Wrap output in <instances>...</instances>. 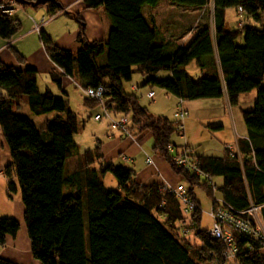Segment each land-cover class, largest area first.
<instances>
[{"label": "trees", "instance_id": "obj_1", "mask_svg": "<svg viewBox=\"0 0 264 264\" xmlns=\"http://www.w3.org/2000/svg\"><path fill=\"white\" fill-rule=\"evenodd\" d=\"M158 1L83 0L86 8L101 9L109 29L104 40L87 41L83 23L76 18L73 54L41 32L38 37L53 66L49 79L57 88L61 76L81 89L101 86L111 118L125 117L124 127L131 136L149 132L152 153L180 176L193 204L186 217L169 192L156 184L140 185L133 170L123 164L103 162L98 141L78 153L72 137L79 127L67 101L48 91L40 93L31 67L15 68L0 61V133L10 156L3 175L9 192L19 190L31 258L38 264H221L223 244L206 228H198L199 205L193 193L199 187L210 198L211 190L203 178L173 165L172 153L165 147L175 134V120L149 113L133 93L123 90L121 81L134 73L145 76L141 85L163 89L177 100L217 98L223 92L234 106L239 95L254 92L251 109L239 110L246 139L237 140L238 152L203 156L188 146L197 169L220 177L214 184L218 197L236 212L243 211L248 201L258 206L264 227V0H210L211 27H195L190 39L174 48L168 41H158L157 30L143 13V6L153 7ZM166 1L194 9L207 3ZM45 3L49 14L60 9L53 0ZM236 7L243 24L225 28L224 10L235 12ZM17 31L12 15L0 11V38L10 41ZM8 47L23 63L24 58ZM191 60L202 72L197 80L183 69ZM158 71L169 76L155 79ZM19 96L27 98L31 114H51L42 127L18 112ZM82 102L95 105L99 112L94 100L82 97ZM178 146L173 144V150ZM73 157L78 167L66 170ZM106 173L116 189L104 187L101 178ZM19 227L15 218L0 216V246ZM232 244L234 264H264V254L251 238L232 232ZM0 264L17 263L0 257Z\"/></svg>", "mask_w": 264, "mask_h": 264}, {"label": "crops", "instance_id": "obj_2", "mask_svg": "<svg viewBox=\"0 0 264 264\" xmlns=\"http://www.w3.org/2000/svg\"><path fill=\"white\" fill-rule=\"evenodd\" d=\"M24 1L28 2L27 0ZM53 1H55L60 6V9L54 13L52 18L48 19L40 27L39 32L46 35L55 46L67 50L72 54L76 51V18H79L83 23V35L87 41L104 40L109 29V23L100 8H86L83 0ZM157 3L154 6H156ZM145 7L146 6H143L142 8ZM45 14L49 15L47 3L37 4L35 6H31L30 4L22 5L18 3V6L15 8L12 14V17L17 21L18 31L10 41L0 38V61L7 66H13L15 68L31 67L35 71V85L40 93L43 91H48L55 97L65 99L69 109L75 115L77 126L79 127L75 133L77 134L84 128L83 120L79 121V117H77L74 109L70 106L71 101L76 104L79 103L77 97L75 96L77 88H75L71 79L65 76H61L60 86L58 88L53 82L50 81L49 73L53 68L52 63L47 58L44 49L39 42L38 33L31 31L32 21L38 22L40 18L45 17ZM152 24L157 30L156 36L158 41H168L171 45V48H174L177 45H183L190 39L191 35L188 33L189 31H186V29L183 30L186 32L181 38L178 35L177 37H174L175 35L168 37V35L165 36L162 35V33L160 34V31L154 24V20ZM225 28L227 27L225 26ZM9 45L24 58L23 63H19L16 60L14 54L8 47ZM183 69L187 77L192 80H197V78L202 73L197 69L194 60L188 62V64L185 65ZM167 76H169L168 72H162L159 77H157L155 74L153 75L155 79L165 78ZM143 77L145 78V76ZM131 80L129 79L128 82L121 81L123 90L130 92L139 91L137 85H134ZM147 87L148 88L143 92L142 96L148 100H151L155 94L151 89L152 87ZM148 90L153 92L152 98H147L145 96V93ZM160 91L162 92L164 99H167L168 101L170 100L171 108L169 113L157 115H162L167 118L170 115L171 119L172 113L176 107L177 98L167 93L163 89H160ZM0 92H2L1 89ZM253 99L254 92L253 94H248L247 96L243 97L239 95L237 104L230 106L226 101L224 93L222 92V95L217 98L181 100V105L186 112V119L192 118L194 121H203L206 123L205 126L213 129L214 132L223 131L221 119L226 116L229 121V126L226 128L227 134L225 137L224 134H222L223 136L220 140V145H233V151L238 152L237 140L246 139V131L241 120L239 110H250ZM16 100L20 102V106L21 104H27V98L25 96H19ZM81 103L84 106V108L82 106L81 107L83 111H85L84 114L86 117L90 119L92 123L98 122V125L88 135L87 140L85 138V143H81L79 141L82 137L80 139H75V134L73 135L72 140L76 146L77 152L92 147L94 143L98 141L100 143V152L102 156L101 160L103 162H110L113 164H124L126 167L132 169L134 172V180L140 185H160L164 183L173 186L181 183L180 176L175 174L160 156L152 153L150 147L148 149L146 146L148 141L150 142V134L148 131H141L136 136H134L133 139L123 136L115 129H109L107 126V120L105 121L103 118L98 120L92 119V116L98 113V109L95 105L86 104L84 102ZM87 107L89 109H87ZM92 109L93 111L91 112ZM185 118L182 120V130L183 121ZM44 120L45 118L41 123H39L38 127H42ZM100 120H104L105 122H101ZM175 135L178 134L175 133ZM178 136L181 137L180 135ZM183 142L186 143L185 141ZM170 143L172 145L174 144L172 141H170ZM174 145H180V143ZM191 147L193 148L195 155L221 157L225 153L223 149L219 151L218 155L202 153V149L198 148L195 150V146ZM146 156H148L151 160V164L149 165L145 164ZM123 158H125V160ZM9 162L10 156L8 147L0 133V182H4L5 186H7V179L3 175V167ZM214 178H218L220 183V177ZM16 237V234L14 236L6 237L5 245L1 246L0 248V257L11 260L17 264H38L36 260L31 258L29 242L27 243V241H24L22 245L16 244Z\"/></svg>", "mask_w": 264, "mask_h": 264}, {"label": "rangeland", "instance_id": "obj_3", "mask_svg": "<svg viewBox=\"0 0 264 264\" xmlns=\"http://www.w3.org/2000/svg\"><path fill=\"white\" fill-rule=\"evenodd\" d=\"M143 11L146 19H150L151 22H153L154 20V24L160 31V34L162 33V35L165 36L168 35V37L174 35H175L174 37H177L178 35L181 38L186 31H189L188 33L190 34L195 27L199 28L203 25H208L209 27H211L210 0H207V3L204 6L199 7L197 9H190L188 7L177 5L175 3H170L169 1L166 0H160L156 6L145 7L143 8ZM44 16L47 17V14H45ZM234 18H235V14L232 8H227L224 10V25L228 29H234V27H240L236 25ZM241 21H243L242 18ZM185 29L186 31L184 32L183 30ZM162 72L164 71H158L155 73V75L159 77L162 74ZM144 79L145 78L142 75H139V73L132 74L130 80L132 83H134V85H137L139 91L137 92H130L126 90L125 91L127 93H133L137 97L138 104L142 107H145L149 113L153 115L169 113V110L171 108L170 100L168 101L167 99L163 98V94L159 88L157 87L151 88L155 94L151 100H148L142 96L143 92L148 88L145 85L141 86L142 81ZM248 94H253V91L243 93V95L241 94V96L242 97L247 96ZM75 96L77 97L79 103L76 104L71 101L70 106L74 109L77 117H79V121L83 120L84 128L82 131H79V133L75 134L74 136L75 139H80L82 137L79 141L81 143H85L84 142L85 138L87 140L88 135L91 133V131L95 129V127L98 125V122H96L97 124L92 123V121H90V119H88L84 114L85 111H83L82 109V107L84 108V106L81 103L82 96L80 95L79 90L76 91ZM87 109L89 108L87 107ZM92 111L93 109L91 110V112ZM18 112L23 115H28L36 126H38L39 123H41L44 118L46 119L50 118V114L48 113L46 115L42 114L37 116L31 114V111L27 104H21ZM101 118H103L105 121L107 120L104 117ZM168 118L170 119V115L168 116ZM104 120H100V121L105 122ZM221 122L223 124V131L214 132L213 129L206 127L205 126L206 123L203 121H194V119L192 118H187V119L185 118V120L183 121V130L181 133V137L184 139L173 133V135H171L170 137V141L174 142V144H178V143L182 144L184 143L183 141H185L188 145L193 147L195 146L194 147L195 150L198 148L202 149L203 150L202 153H211L214 155H218L219 151L222 149V145H220V140L223 136L222 134H224L225 137V135L227 134L226 128L229 126L228 124L229 121L226 116H224V118L221 119ZM107 126H108V121H107ZM115 130L119 132L117 129ZM146 146L149 149L150 147L149 141ZM76 156H78V154ZM76 167H78V162L77 159L73 157L68 161L66 165V170L75 169ZM101 180L105 188L113 189V190L116 189L115 181L109 173H106L101 178ZM212 180L215 185L219 184L218 178H212ZM65 192H66L65 188H63L62 193ZM193 193L199 205L198 228L199 229L208 228L211 224V220L207 215V211L210 206V198L199 187H194ZM214 195L218 197L216 191H214ZM0 216L13 217L19 222L20 227L16 232V236H17L15 240L16 244L22 245L24 241H27L28 243L26 230L23 222L22 204L20 200L19 190L16 189V191L9 192L4 182L3 183L0 182Z\"/></svg>", "mask_w": 264, "mask_h": 264}, {"label": "built area", "instance_id": "obj_4", "mask_svg": "<svg viewBox=\"0 0 264 264\" xmlns=\"http://www.w3.org/2000/svg\"><path fill=\"white\" fill-rule=\"evenodd\" d=\"M17 6L18 3L16 0H0V11L4 14L12 15ZM234 14L236 25L241 26L243 21H241L239 7H236ZM53 16L54 13L47 15V17L40 18L38 22L32 21L31 31L38 33L40 27ZM72 82L77 90H79V93L82 97L94 100L97 103L99 112L92 116L93 120H98L101 117H104L107 119L110 129H117L121 135L133 139V137L125 130V117H119L115 119L111 118L109 115L104 103L103 89L101 86L81 89L77 83L74 81ZM145 96L147 98H152L153 92L148 90L145 93ZM185 115L186 112L181 106V100L178 99L175 110L172 113V118L176 122L174 127L175 133L180 136L182 133V120ZM165 148L172 153L170 159L175 167L181 168L192 175L203 178V180H206L207 185L211 190L212 194L210 196V206L207 211V215L211 220V224L208 228H206V233L213 238H219L223 244V250L219 256V261L221 264H234L233 260L235 256V249L234 245L232 244V232L241 233L257 242V249L264 254V227L259 217L258 206L253 205L248 201V205L243 211H234L220 197H216L214 195L215 185L212 178L197 169L193 157L191 156V150L188 144H180L175 151L173 150L172 145L169 143L166 144ZM222 149L225 151L235 152L233 151L234 146L230 144H223ZM123 159L125 160V158ZM145 164H151V160L148 156L145 158ZM158 188L159 190L169 192L173 198L178 201L183 216L186 217L193 209V204L185 196V190L180 184L170 186L163 183L158 185ZM241 215H245V217H241ZM247 249L253 250L251 246H248ZM210 264H215V262H210Z\"/></svg>", "mask_w": 264, "mask_h": 264}, {"label": "water", "instance_id": "obj_5", "mask_svg": "<svg viewBox=\"0 0 264 264\" xmlns=\"http://www.w3.org/2000/svg\"><path fill=\"white\" fill-rule=\"evenodd\" d=\"M16 1H17V3L22 4V5H24V4H30L31 6H35L37 4L45 3L46 0H34L31 3L30 2H26L24 0H16Z\"/></svg>", "mask_w": 264, "mask_h": 264}]
</instances>
